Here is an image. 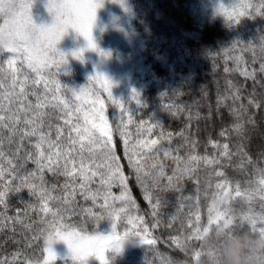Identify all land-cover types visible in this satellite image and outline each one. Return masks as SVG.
Here are the masks:
<instances>
[{"label":"trees","instance_id":"16d2710c","mask_svg":"<svg viewBox=\"0 0 264 264\" xmlns=\"http://www.w3.org/2000/svg\"><path fill=\"white\" fill-rule=\"evenodd\" d=\"M129 9L130 25V51L121 56L128 60V72L130 74L131 85L138 93L137 103L132 99V93L119 97L129 113L133 115L132 124H127L123 130L129 133L126 139L132 143L136 140L156 139L160 129L153 130L151 135H133L136 127L141 120L159 122L163 125L165 133L173 134L171 143L163 140L164 147L173 149L172 155H179L187 158L191 154V141H196L195 154L216 155L219 157V150L214 149L209 140L218 141L221 145L228 143L230 151L237 152V147L243 145L244 151L251 157L252 163H245V167L240 169L238 165L242 157L233 155L231 161L221 158V164L213 168H206L200 165L196 176L200 180L199 192V211L201 214V227L207 224V208L212 200V194L216 191L214 185L224 177H211L210 183L213 187H208L209 171L221 170L225 173L230 182V191L233 199L231 201L232 215L235 217L236 229L259 233V225L256 232L252 231L251 223L243 221L241 218L246 215L259 217L264 215V207L261 206L259 195L251 201L235 195V188L239 183L240 190L260 187L259 181L264 178L256 171L264 168V73L257 71L256 80L246 78L235 70L239 62L240 70H258L261 63H264V14L258 13L264 0H246L254 7L248 9L252 18L244 16L239 23L232 24L217 12L220 2L228 5L234 0H125ZM41 4V3H40ZM230 11H232L230 9ZM2 22V21H0ZM233 41L244 43L232 48ZM250 45V46H249ZM225 49H229L225 51ZM3 50H0V63L3 62ZM239 58V61H238ZM123 59V60H124ZM5 67V65H4ZM6 69V68H5ZM225 69H228L226 71ZM7 70V69H6ZM64 86L70 89H79L84 86L83 74L77 69H67L62 75L56 78ZM232 83L241 89L242 99L233 102L230 97L233 89L229 87ZM92 90V86H89ZM98 92V90H97ZM255 93V99L261 102V108L256 109L248 105V98ZM70 95V93H69ZM92 95V96H91ZM86 97V96H85ZM104 97V96H103ZM218 97L222 102L218 104ZM31 99L33 97H30ZM96 99L94 94L78 101L85 109L92 107V101ZM100 100H102L100 98ZM34 101V100H33ZM105 101V114L109 118V126L115 128L120 123V110L112 105L108 100ZM104 102V103H105ZM7 104V101L4 102ZM247 106V113H241L239 120L230 109L239 108L240 104ZM179 106L182 111H176L172 115L164 105ZM98 105V104H97ZM95 107L98 108V106ZM199 113V117H197ZM189 115L192 119L189 120ZM249 116L253 117L255 123L248 124L246 121ZM125 122L127 116L124 117ZM238 122H244L242 133L232 131L233 126ZM185 130L189 138V144L185 145L182 137L175 134ZM224 131L225 136L220 133ZM0 137L4 140V151L10 152L14 149L8 145V131H0ZM27 146V142H25ZM113 146L119 158V164L126 177L127 193L136 202V209L127 214H117V231H121L128 223V216L143 217L145 219L143 228L147 229L148 238L154 239L155 244L149 245L141 243L122 253L113 254L106 264H199L200 259H208L203 255L199 260L195 258V252H207L212 250L210 244L205 241L189 242L188 251L185 253L176 247L173 237L180 236L183 239L191 232L188 226V212L197 211L194 179L185 178L180 181L183 186L182 192L175 190H156L153 201L159 197L161 205L158 209H153L152 204L146 201L143 191L136 182L135 172L129 168L128 161L124 155V141L119 133L113 134ZM179 149L176 151V149ZM15 162V161H14ZM100 161H97L99 163ZM165 164V174L171 175L176 167L175 161L171 158L165 159L163 152L159 154L158 160L148 163ZM5 167H8L5 165ZM79 167L77 163V168ZM35 165L28 161L26 170L31 171ZM10 177L6 174L5 179ZM47 187L56 185L53 191L54 196L72 199L71 188L65 191L61 186L65 183L63 176H53L52 173L45 171ZM39 183V181H36ZM79 177H77V191L71 204L73 211L65 212L64 219H58L59 224L70 226L68 230L75 229L81 233L92 234L105 230L112 221L108 217L110 208H102L105 204L103 189H100L98 179H94L88 185L92 192L100 189L101 194L95 201L85 198L84 193L79 190ZM167 181L164 180L163 184ZM122 188L117 183L111 188L113 196H119ZM181 196H192L191 201H181ZM185 207L181 212L177 209L181 203ZM112 201L109 198L108 204ZM28 204H36L39 207L38 198L29 196L26 189L20 193H11L7 197V209L0 205V213H5L9 217H15L17 209L27 210L28 215L23 217L24 224L31 225V230L24 229L23 225L15 224L12 221L0 220V260L8 261L9 264H41L44 259V235L39 234V230L46 225L40 223L41 218L51 219L50 214L43 211H33L27 208ZM49 206L56 207L49 202ZM120 202H116L115 207H123ZM153 211L157 215L153 216ZM172 216H178L172 220ZM102 217V219H98ZM181 220L184 228L181 231ZM195 223V216H192ZM159 221L160 223H156ZM8 226H3L4 224ZM156 224V227L153 225ZM171 225V226H169ZM53 233L55 229H52ZM214 230L209 234L212 235ZM39 236V239L33 237ZM207 237V238H208ZM52 264H71L57 258Z\"/></svg>","mask_w":264,"mask_h":264},{"label":"snow or ice","instance_id":"6c2138e0","mask_svg":"<svg viewBox=\"0 0 264 264\" xmlns=\"http://www.w3.org/2000/svg\"><path fill=\"white\" fill-rule=\"evenodd\" d=\"M32 0H0V50H8L13 55L0 63V131L7 129L8 145L14 149L10 152L4 151V140L0 137V205L7 209V197L15 192L20 193L26 189L29 196L38 198L39 207L36 204H28L27 208L33 211H43L51 215L41 218L40 223L46 225L39 230L40 235L44 236V252L47 255L44 258V264H50L56 259V253L53 251L52 244L55 241H64L74 260H84L90 255H95L101 264H106L104 251L107 247L116 246L119 248L122 242L129 235L138 237L142 243L149 245L155 244L154 239L145 240L147 229H144V235L136 228L126 230L123 235L117 236L115 222L117 214H127L136 209V202L127 193L126 177L123 174L119 164V158L115 153L113 146V134L118 132L124 141V155L127 158L128 166L136 175V182L143 191V198L152 204L153 209H158L161 205L159 197H156L155 203H152L154 192L156 190L183 191L180 181L185 178L194 179L195 191L197 193L196 207L197 211L188 212V226L191 228L190 234L181 239L180 236L173 237L177 248L185 253L188 251L189 242L192 240L205 241L209 234L217 228L232 229L236 227L235 217L231 214V201L233 199L230 189V182L221 170L209 171L208 187H213L210 180L213 175L224 177L215 185V192L212 194V200L207 208V224L201 227V214L199 211V192L200 180L196 176L198 168L203 164L206 168H213L221 164V158L231 161L233 155L242 157L238 167L243 169L245 163L251 164L252 159L244 151L243 145L237 147V152L230 151L228 143L220 144L218 141L209 140L214 149L219 150V157L216 155H198L195 154L196 141H191V154L187 158L179 155H172L171 147H164L161 141L168 140L171 143L173 134L165 133L163 125L152 120H141L136 127V134L143 136L151 135L156 128L160 129L159 136L156 139L136 140L132 143L126 139L129 133L123 128L127 124L134 123L133 115L118 99L114 98L111 92L112 81L103 73L96 72L88 78L92 80L103 81L104 91L107 93L108 100L120 110V123L112 128L109 126V118L105 114V103L100 100L99 95L94 89L89 90L86 86L79 89H70L64 86L56 79L57 72L61 65L65 64L66 54L57 48V43L67 33L69 28L73 29L85 41L83 48L75 49L71 55L76 59H82V54L86 49L98 52L101 56L107 53L99 49L92 35V28L96 19V9L101 6L98 0H48L47 10L52 16L50 24L37 25L33 22L30 13ZM254 7L246 0H234V2L225 5L220 2L217 6V12L222 15L226 21L235 24L239 23L244 16L252 18L248 9ZM230 9L232 11H230ZM264 9V4L261 5ZM258 13L264 14L261 10ZM264 40V37H261ZM242 41H233L232 48L242 44ZM250 46V45H249ZM229 49H225L228 51ZM264 51V48H262ZM239 61V58H238ZM7 65V70L4 65ZM55 68L56 71H52ZM228 71V69H225ZM240 74L246 78L256 80L257 71L264 73V63L260 64L258 70L253 69L240 70L239 62L237 68ZM232 90L230 98L235 103L242 99L240 87L229 83ZM70 93V95H69ZM96 95L92 107L85 109L78 101L89 94ZM30 97L34 98L31 99ZM132 99L139 103L138 93L133 90ZM7 101V104L4 102ZM218 97V104L221 103ZM99 107H95V105ZM248 105L260 109L261 102L255 99V93L248 98ZM172 115L176 111H182L176 105H164ZM175 109L176 111H172ZM230 111L236 115L239 120L241 113H247V106L240 104L239 108H232ZM199 117V113L196 114ZM127 116L125 122L124 117ZM189 120L192 116L189 115ZM248 124H254L253 117L249 116L246 121ZM244 122L236 123L232 131L242 133ZM225 132L220 133L225 136ZM182 137L185 145L189 144V138L185 130L175 134ZM27 142V146L25 144ZM179 149L177 148L176 151ZM163 152L164 158H171L176 163L171 175L165 174V164L163 162L151 163L149 161L158 160L159 154ZM15 161V162H14ZM28 161H31L35 168L31 171L26 170ZM97 161H100L97 163ZM77 163L79 167L77 168ZM7 165L8 167H5ZM94 169V170H93ZM45 171L53 176H63L65 183L61 186L65 191L71 188L72 199H66L60 196H54L52 193L56 185L47 187L45 180ZM256 171L261 177H264V168H258ZM6 174L10 177L5 179ZM79 177V190L86 194L85 198H91L93 201L101 194L103 189L105 204L102 208H110L107 215L112 221V231L104 235L95 233L93 235L81 234L75 229L68 230L70 226L59 224L58 219H64V213L73 211L71 204L75 193L78 190L76 181ZM99 179L100 189L92 192L88 187L94 179ZM166 180L167 183L163 184ZM39 181V183H36ZM119 184L122 188L119 196H113L111 188L114 184ZM260 187L240 190L239 183L235 188V195L251 201L256 195H259L261 206L264 207V178L259 181ZM109 198L112 203L108 204ZM181 201H191L192 196H181ZM124 205L116 208V202ZM60 205L53 210L49 206ZM185 207L182 202L177 212H181ZM153 216L157 215L153 211ZM28 215L27 210L17 209L15 217H9L5 213H0V220L5 222L12 221L13 225L21 224L24 229L31 230V225L24 224L23 217ZM195 216L193 223L192 216ZM178 216H172V220L178 219ZM98 219H102L99 217ZM143 222V217L128 216V223L133 224L134 220ZM243 221L251 223L252 231L256 232L259 225V233H264V215L253 217L246 215L241 218ZM160 223L159 221L156 222ZM3 226H8L6 223ZM171 226V225H169ZM156 227V224L153 225ZM184 224L181 220V231ZM52 229H55L53 233ZM39 239V236L33 237ZM203 255H207L209 264L212 262V250L205 252H195V258L199 260ZM0 264H9L8 261L0 260Z\"/></svg>","mask_w":264,"mask_h":264},{"label":"rangeland","instance_id":"374dc122","mask_svg":"<svg viewBox=\"0 0 264 264\" xmlns=\"http://www.w3.org/2000/svg\"><path fill=\"white\" fill-rule=\"evenodd\" d=\"M47 2L48 0H32L30 13L33 22L37 25H47L52 22V16L46 7ZM98 2L101 6L96 9V19L92 28V35L97 47L107 53V55L101 56L96 51L86 49L82 54V59L74 58L71 55V52L75 49L83 48L85 46V41L82 36H79L73 29L69 28L67 33L57 43V48L66 54L67 61L65 64L61 65L57 72V77L58 75H62L67 69H77L83 74L84 86H86L87 89H89V86H92L95 92L99 95V98L102 100H108L107 93L104 91L103 81L92 80L89 82L88 80V78L96 72L103 73L113 83V87L111 88L113 97L119 99V97L128 95L134 90V87L129 83L131 82V77L128 72V60L121 56L123 53L129 52L131 49L129 9L125 0H98ZM11 55L13 54L8 50H3V61ZM5 68L7 69L6 64ZM52 71L55 72L56 69L53 68ZM87 97H89V95L86 97L84 96L85 99H87ZM32 99L34 100V98ZM109 102L111 103V101ZM97 106L99 107V105ZM133 135H137L136 132ZM144 221V218L143 222L138 219L134 220L133 224H129V226L127 225L121 231H117L116 227L115 234L120 236L123 235L126 230L136 228L141 232V235H144ZM111 231L112 223L105 227V230L102 229V231L95 233L107 235L110 234ZM147 232L149 233L148 230ZM95 233L81 234L93 235ZM145 238H148V236L145 235ZM141 243L142 242L138 237L129 235L120 242L119 248L116 246L107 247L104 251L106 263H108L109 258L112 257L113 254L122 253L132 247L140 245ZM52 248L56 253V259L60 258L64 262H69L71 264H101V261L94 254L88 256L84 260H74L64 241L53 242ZM46 255L47 253L44 254V258ZM55 260L51 261L50 264ZM41 264H44V259Z\"/></svg>","mask_w":264,"mask_h":264},{"label":"clouds","instance_id":"9594fccd","mask_svg":"<svg viewBox=\"0 0 264 264\" xmlns=\"http://www.w3.org/2000/svg\"><path fill=\"white\" fill-rule=\"evenodd\" d=\"M213 252L211 264H264V233L217 228L205 240ZM199 264H209L200 259Z\"/></svg>","mask_w":264,"mask_h":264}]
</instances>
